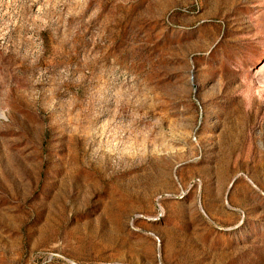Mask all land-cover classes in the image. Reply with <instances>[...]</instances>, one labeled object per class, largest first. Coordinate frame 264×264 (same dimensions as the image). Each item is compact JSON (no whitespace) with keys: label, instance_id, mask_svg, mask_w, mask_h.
Wrapping results in <instances>:
<instances>
[{"label":"rangeland","instance_id":"obj_1","mask_svg":"<svg viewBox=\"0 0 264 264\" xmlns=\"http://www.w3.org/2000/svg\"><path fill=\"white\" fill-rule=\"evenodd\" d=\"M0 264H264V0H0Z\"/></svg>","mask_w":264,"mask_h":264}]
</instances>
